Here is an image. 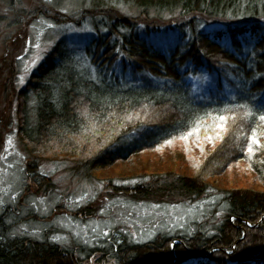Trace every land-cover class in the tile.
I'll return each mask as SVG.
<instances>
[{
    "label": "trees",
    "instance_id": "1",
    "mask_svg": "<svg viewBox=\"0 0 264 264\" xmlns=\"http://www.w3.org/2000/svg\"><path fill=\"white\" fill-rule=\"evenodd\" d=\"M118 5L136 8L137 15L119 13ZM92 6L100 9L93 12L90 43L78 52L59 41L19 93L25 148L36 159L74 161L94 180L134 154L183 141L179 137L199 124L188 139L208 141L209 154L201 147L193 174H169L164 187L185 198L216 191L218 217L190 233L160 232L141 243L100 241L95 249H65L47 237H4L0 264H264V124L258 119L264 112V0H92ZM198 72L214 73L217 85L193 91L186 80ZM31 98L33 130L26 119ZM219 115L227 117L223 131L216 127ZM257 125L260 145L249 158ZM236 167L250 174L247 184L213 186L215 177ZM27 172L39 189L49 185L34 168ZM123 184L107 186L122 195L151 193Z\"/></svg>",
    "mask_w": 264,
    "mask_h": 264
},
{
    "label": "rangeland",
    "instance_id": "2",
    "mask_svg": "<svg viewBox=\"0 0 264 264\" xmlns=\"http://www.w3.org/2000/svg\"><path fill=\"white\" fill-rule=\"evenodd\" d=\"M95 7L92 0H51V3L47 0H0V197L4 200L0 204V240L5 237L42 241L47 237L65 249L85 246L95 249L100 241L109 245L112 240L119 242L127 238L137 243L160 232L184 230L190 233L210 226L218 217L219 211L214 210L221 202V195L216 191L207 190L208 193L199 198H185L174 194L169 186L164 187L170 181L166 178L169 174H193L194 164L203 159L201 147L203 153L207 149L209 154L208 141L200 145V142L191 141L197 139H187L167 144L163 150L134 154L124 163L102 171L94 180L86 179L74 161L36 159L25 148L18 124L19 93L59 41L67 50L83 51L95 37L93 12L100 9ZM117 11L128 17L137 15V9L128 5H118ZM49 23L56 27H48ZM35 44L41 48L37 49ZM38 52L40 58L32 67ZM118 72L116 75L122 77ZM21 76L23 84L19 82ZM127 79L134 77L127 75ZM186 81L193 91L202 94L205 87L217 85V78L211 72L191 74ZM34 104L31 98L26 109L30 130L36 123ZM9 137L13 145L5 152ZM28 167L46 177L49 185L39 189L29 177ZM250 177L236 167L215 177L212 183L221 189L245 185ZM108 182L130 187L143 185L151 193L149 197L117 194L108 188ZM161 187L168 192L158 193ZM14 195L17 198L12 202ZM82 195L87 199L77 205L75 202ZM103 231H108L109 236L100 235ZM57 237L59 239H55Z\"/></svg>",
    "mask_w": 264,
    "mask_h": 264
},
{
    "label": "snow or ice",
    "instance_id": "3",
    "mask_svg": "<svg viewBox=\"0 0 264 264\" xmlns=\"http://www.w3.org/2000/svg\"><path fill=\"white\" fill-rule=\"evenodd\" d=\"M47 2H48V3H51V0H47ZM48 27L51 28V27H56V26L53 25V24H50V23H49V24H48ZM35 47H36L37 49H40V48H41V46H40L39 44H35ZM39 58H40V54H39V52H38L37 55H36V57H34L33 60H32V64H31L32 67H35V65H36V63L38 62ZM18 59L23 60V57H18ZM25 70L27 71V66H26V69H25ZM19 82H20L21 84H23V82H24V77H23V76H21V77L19 78ZM240 107H244V106H243V105H240ZM81 115L84 116L85 118H87V116L89 115L88 110H87V109H84V110L81 112ZM112 115H115V113H113ZM249 115H251V113H249ZM127 119L130 121V120L132 119L131 115H129V116L127 117ZM216 119H217L218 121L221 122V123L217 124L216 127H217L218 129H220L221 131H223V130H224V122H226L227 117L224 116V115H219V116L216 117ZM258 119H259V121L261 122V124H264V112H262V114L259 115ZM260 126H261V125H257V128H254V129L252 130V134H251V136L249 137V143H248V146H247V153H248V155H249V158H251V156H252V154H253V145H260V140L257 138V136H258L257 129L260 128ZM84 128H85V130H87V125H85ZM199 128H200V126H199V124H197V126L194 127L191 131L187 132L186 134H182V135L179 137V139H182V140L187 141L188 137L192 136L193 133H198V132H199ZM260 134H261V135H264V132H261ZM218 136H219V134H218ZM219 138L222 139V136L219 137ZM207 139H208V140H213L214 137H212V136H208ZM172 142H173L172 140H167V141H166L167 144H171ZM12 145H13V141H12L11 137H9V138L7 139V141H6L5 152H7V151H8V148L11 147ZM3 158H4V159H7V157H3ZM9 167H11V165H9ZM133 183H135V181H133ZM4 191H5V194H7V190H4ZM17 195H18V194H17ZM16 198H17V197H16L15 195L12 196V197H11V201H12V202H15ZM93 198H94V197H93ZM85 199H87V196H86V195H82V196L80 197V200L76 201L75 203H76L77 205H79V204H80L82 201H84ZM3 203H4V200H3L2 197H0V204H3ZM40 203L43 204V203H44V200L41 199ZM101 213L103 214V210H101ZM92 231L95 232V231H96V228H93ZM32 234L35 235V233H32ZM76 235H79V233H77ZM100 235H102L103 237H108V236H109V232H108V231H103V232L100 233ZM55 239H59V238L57 237V238H55ZM88 242H89V241L85 240V243H88ZM137 242H142V241H139V240H138Z\"/></svg>",
    "mask_w": 264,
    "mask_h": 264
}]
</instances>
